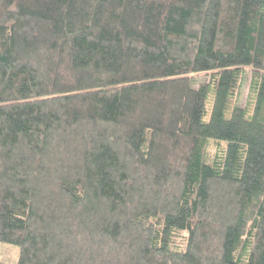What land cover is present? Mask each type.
I'll return each mask as SVG.
<instances>
[{"label": "trees", "instance_id": "obj_1", "mask_svg": "<svg viewBox=\"0 0 264 264\" xmlns=\"http://www.w3.org/2000/svg\"><path fill=\"white\" fill-rule=\"evenodd\" d=\"M2 243L264 264V0H0Z\"/></svg>", "mask_w": 264, "mask_h": 264}, {"label": "rangeland", "instance_id": "obj_2", "mask_svg": "<svg viewBox=\"0 0 264 264\" xmlns=\"http://www.w3.org/2000/svg\"><path fill=\"white\" fill-rule=\"evenodd\" d=\"M244 94L243 96L240 98L239 100V104H242V105H246V100H247V97H248V88L244 89ZM208 111H207V117L206 119H208L210 116V112H211V108H212V105H211V101L208 102ZM211 143L212 146L210 147L212 152L214 153L217 149V144L218 145H225L226 144V141L224 139H219V140H216V139H211ZM1 249H2V252L0 254V258L2 260H5L7 261L8 263H12V264H17L18 262V255H19V248L14 245V244H7V243H2V246H1Z\"/></svg>", "mask_w": 264, "mask_h": 264}]
</instances>
